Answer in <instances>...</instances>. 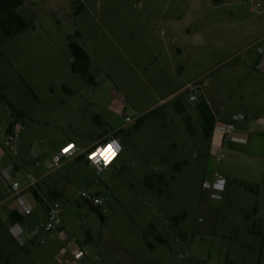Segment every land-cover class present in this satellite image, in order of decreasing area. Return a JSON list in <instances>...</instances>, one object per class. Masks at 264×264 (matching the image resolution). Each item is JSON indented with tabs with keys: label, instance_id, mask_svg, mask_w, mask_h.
Listing matches in <instances>:
<instances>
[{
	"label": "rangeland",
	"instance_id": "374dc122",
	"mask_svg": "<svg viewBox=\"0 0 264 264\" xmlns=\"http://www.w3.org/2000/svg\"><path fill=\"white\" fill-rule=\"evenodd\" d=\"M22 1L29 28L7 38L0 31V93L8 101L0 99V144L8 127H23L17 155L1 149L0 172L19 165L17 180L43 178L41 198L61 204L88 264H264V72L257 70L264 0H81L78 16L75 0H67L71 7ZM188 14L203 23L190 18L178 29L174 22ZM69 36L89 54L94 83L72 71ZM196 81L207 87L191 103L187 85ZM203 101L220 121L247 116L240 128L249 142L227 140L211 155L212 134L205 136L197 110ZM150 112L140 127L126 123ZM58 118L68 125L60 128ZM112 134L124 150L107 170L97 173L83 157L54 169L67 145ZM215 174L227 180L221 201L203 187ZM82 192L105 204L94 211ZM8 197L0 174V204ZM8 225L0 220V236ZM43 239L20 249L16 263L66 264L65 244Z\"/></svg>",
	"mask_w": 264,
	"mask_h": 264
},
{
	"label": "built area",
	"instance_id": "2783aa9c",
	"mask_svg": "<svg viewBox=\"0 0 264 264\" xmlns=\"http://www.w3.org/2000/svg\"><path fill=\"white\" fill-rule=\"evenodd\" d=\"M259 8H261L260 4L253 5L251 11H257ZM257 51L261 58L257 64V70L264 72V61H261L264 60V41L258 46ZM206 87L207 83L202 81L188 84L189 102L198 103L200 98L203 97ZM138 120V118H126V123L136 124ZM247 120L248 117L241 114L234 116L229 122L216 120L212 132L211 155H221L222 147L227 140L233 143H246L247 136L244 130L240 128V125ZM22 131L23 127L21 125L14 124L6 135L3 149L10 154L11 158L17 155L15 143L20 138ZM121 141L120 137L112 134L88 150H83L74 144H69L54 156L52 165L54 169H59L65 160L83 157L97 173H102L110 168L122 154L124 146ZM112 142L118 145V148L114 147V151L117 154L105 161L104 157L98 153ZM65 149H68V151H65ZM14 169L15 167L10 166L9 170L1 174L3 180L8 185L9 197L4 203L0 204V209H6L9 214L15 213L25 219L22 222L12 223L9 227V232L16 243L22 248L35 244L42 245L44 242L43 235L49 234L65 244L61 256L66 257V264H83L88 262V253L79 246L75 239L71 238L64 225L63 207L61 204L57 200H43L42 203L39 202L37 198V196L41 198L38 188L39 179L28 174L26 182L22 183L14 178ZM203 185L205 190L211 191L212 199L221 201L227 180L223 176L215 174L212 181L206 180ZM80 197L93 208H100L105 204L104 198L98 194L82 192ZM39 207L42 208L45 214L44 220L35 218L36 210ZM96 261L98 263L99 260L97 259Z\"/></svg>",
	"mask_w": 264,
	"mask_h": 264
},
{
	"label": "trees",
	"instance_id": "16d2710c",
	"mask_svg": "<svg viewBox=\"0 0 264 264\" xmlns=\"http://www.w3.org/2000/svg\"><path fill=\"white\" fill-rule=\"evenodd\" d=\"M76 4L74 5L75 11L74 16H78L83 10L84 5L81 0H75ZM22 6V0H0V31L3 37H11L18 35L24 31H26L29 27V24L26 20L21 16L17 10ZM76 36H79V32H76ZM69 38L68 48L70 49L71 55L73 57V62L71 63V69L74 73L80 74L84 77L89 83H94V77L90 74V56L87 51L81 47L78 43H76L71 36ZM2 38L0 37V47L2 46ZM0 99L6 102L7 99L0 93ZM13 113L22 117L24 114L12 106H10ZM197 110L200 113V116L203 121V131L206 137L211 138V134L213 132L215 117L212 113L209 105L203 101L197 105ZM154 113L150 112L146 116H142L137 122V127H140L141 124L147 119V117L152 116ZM12 127V126H10ZM10 127L8 131L10 130ZM242 187L246 190L253 191V189L246 185L242 184ZM38 201L42 203V199L38 197ZM94 211L95 208H92ZM256 211V208H255ZM10 220L12 223L22 222L25 220L18 214H10ZM160 243H164L162 239H158ZM150 249H153V246H149Z\"/></svg>",
	"mask_w": 264,
	"mask_h": 264
},
{
	"label": "crops",
	"instance_id": "0c3cea01",
	"mask_svg": "<svg viewBox=\"0 0 264 264\" xmlns=\"http://www.w3.org/2000/svg\"><path fill=\"white\" fill-rule=\"evenodd\" d=\"M65 4H66V6L68 5V7H71L69 4H68V2H67V0H62ZM215 1H217V0H215ZM219 2L221 1V0H218ZM54 3V4H56V0H49V3ZM37 3H32V6H35ZM22 5H23V1H22ZM83 5H84V3H83ZM21 8V7H20ZM20 8H18V9H20ZM84 8H85V5H84ZM17 12H18V10H17ZM73 15H74V13H73ZM22 16V15H21ZM193 18H194V16H192ZM24 18V17H23ZM187 20H184V19H179V21H177V22H174V24L177 26V28L178 29H180V30H183V27L184 26H186V25H188L189 23L188 22H190V21H188L191 17H189V14L187 15ZM193 18H191V21H196V23H198V24H202L203 23V19L202 18H200V17H198V16H195V18L193 19ZM182 20H183V22H186V23H182ZM27 22V21H26ZM60 22V21H59ZM28 23V22H27ZM29 24V23H28ZM29 26H30V24H29ZM29 28V27H28ZM173 28H175V26H173ZM186 29V33H187V35H189L188 34V28L186 27L185 28ZM180 33H182V31H180ZM75 35H76V32H75ZM79 36H80V33H79ZM78 36V37H79ZM181 54H182V50L180 49V48H178L177 49ZM91 61V60H90ZM73 62V60L71 61V63ZM71 66V65H70ZM95 82V81H94ZM71 91H68L67 93H70ZM207 102V101H206ZM207 104H208V102H207ZM209 105V104H208ZM215 117V119L216 120H219L216 116H214ZM233 118V117H232ZM59 119V124L58 123H56V125L58 124V126L60 127V128H64L65 126H67L68 124L64 121V118H58ZM261 122H262V124L264 123V119L262 120L261 119ZM8 129H9V127H8ZM8 129L6 130V131H8ZM247 130H245L244 131V133L246 134V136H247V142L246 143H237V144H242V145H246L248 142H249V134L246 132ZM6 133H5V137H6ZM105 138V137H104ZM102 139V138H101ZM99 140V139H98ZM98 140L97 141H95V142H93L92 144H89V145H87V146H83V150H88V149H90V148H92L93 146H95L97 143H98ZM70 143H73V142H70ZM76 146H78V145H76ZM79 147V146H78ZM4 148V143L3 144H0V151H1V149H3ZM80 148V147H79ZM121 156V155H120ZM120 158V157H119ZM118 158V159H119ZM117 159V160H118ZM20 167H19V165H17V170L19 169ZM16 169H14V172L15 173H18V172H16ZM6 170H9V169H6ZM4 172V171H3ZM13 172V171H12ZM13 172V173H14ZM0 174H2V172H0ZM31 175V174H30ZM34 176V175H33ZM1 177H2V175H1ZM27 177V176H26ZM34 177H36V176H34ZM36 178H38V177H36ZM2 179H3V177H2ZM16 179V178H15ZM39 179V183L40 182H43V178H38ZM17 180V179H16ZM17 181H20V180H17ZM20 182H22V181H20ZM23 183V182H22ZM40 185V184H39ZM42 185L44 186V182L42 183ZM42 185H40L39 187L41 188V186ZM45 188V187H44ZM42 190H43V192H45V190L42 188ZM58 191V190H57ZM56 195H57V193H56ZM6 200H7V198H6ZM5 200V201H6ZM43 200H46L45 198H42V201ZM38 210H42V208L41 207H39L37 210H36V215L37 216H35V218H38V219H40V217H38ZM43 211V210H42ZM0 220L2 221V220H6L8 223H9V225H8V229H7V231H6V233H5V237L4 236H0V255L2 256V260L0 261V264H17L16 263V261L17 260H20L21 258H20V249H22V250H25V249H27V248H22V247H20L17 243H16V241L13 239V237L11 236V234H10V232H9V227H10V225L12 224V222H11V220H10V214H9V212L6 210V209H1L0 210ZM40 220H44V219H40ZM83 264H88V262H85V263H83Z\"/></svg>",
	"mask_w": 264,
	"mask_h": 264
},
{
	"label": "clouds",
	"instance_id": "9594fccd",
	"mask_svg": "<svg viewBox=\"0 0 264 264\" xmlns=\"http://www.w3.org/2000/svg\"><path fill=\"white\" fill-rule=\"evenodd\" d=\"M114 147L118 148V145H116L115 142L109 143L107 147L101 149L98 154L102 155L105 161H107L108 159H110L111 157L117 154V152L114 151Z\"/></svg>",
	"mask_w": 264,
	"mask_h": 264
},
{
	"label": "snow or ice",
	"instance_id": "6c2138e0",
	"mask_svg": "<svg viewBox=\"0 0 264 264\" xmlns=\"http://www.w3.org/2000/svg\"><path fill=\"white\" fill-rule=\"evenodd\" d=\"M65 151H68V149H65Z\"/></svg>",
	"mask_w": 264,
	"mask_h": 264
}]
</instances>
